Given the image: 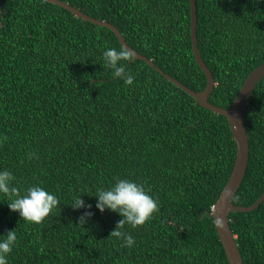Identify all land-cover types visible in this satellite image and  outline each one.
<instances>
[{"label":"trees","instance_id":"1","mask_svg":"<svg viewBox=\"0 0 264 264\" xmlns=\"http://www.w3.org/2000/svg\"><path fill=\"white\" fill-rule=\"evenodd\" d=\"M113 25L125 43L194 92L206 79L190 40L189 0H59ZM196 37L212 74L209 102L229 109L264 63V0H195ZM0 171L23 195L43 187L60 200L40 224L24 221L0 194V240L17 235L7 264H228L210 216L231 173L236 145L227 120L200 107L141 60L126 85L103 67L122 46L107 28L45 0H0ZM249 157L231 203L264 191V78L243 108ZM32 154H35L32 156ZM31 157V158H30ZM118 178L144 184L160 210L110 237L122 217L96 208ZM80 196L91 209H74ZM85 211L93 215L79 224ZM243 264H264V201L231 212Z\"/></svg>","mask_w":264,"mask_h":264},{"label":"clouds","instance_id":"2","mask_svg":"<svg viewBox=\"0 0 264 264\" xmlns=\"http://www.w3.org/2000/svg\"><path fill=\"white\" fill-rule=\"evenodd\" d=\"M133 59L134 52L127 47H121L119 50L108 48L103 52V67L111 69L112 75L123 80L126 85H132L135 77L126 71L125 63L121 62H131ZM6 140L7 137L0 140V145ZM14 180L15 176L12 172L0 171V194L7 198L9 209L18 212L24 221L40 224L60 206V200L40 186L29 187L22 195L18 187L12 186ZM95 196L97 197L96 208L101 213L108 209L122 217L110 233V237L123 241L122 247L131 248L135 243L134 238L123 231L125 225H130L133 229L143 226L146 222H150L160 210L159 202L150 195V190L146 189L144 184L130 179L118 178L111 188L107 190L101 188ZM73 199L74 203L71 206L74 209H91L92 207L91 204L86 205L80 196ZM92 215L91 211H85L79 218V224L86 223V218ZM2 237L0 264H7L6 256L12 252L17 241L15 229L9 230L7 235Z\"/></svg>","mask_w":264,"mask_h":264},{"label":"water","instance_id":"3","mask_svg":"<svg viewBox=\"0 0 264 264\" xmlns=\"http://www.w3.org/2000/svg\"><path fill=\"white\" fill-rule=\"evenodd\" d=\"M46 2L58 6L72 15L79 17L85 21H88L94 25L109 29L117 38L122 47H127L129 50L134 52L133 60H141L145 62L149 67L154 69L159 75L164 77L168 82L193 97L197 104L217 115H221L226 118L229 129L232 133L235 145H236V156L234 164L229 175V178L217 197L214 205L211 208L210 216L213 220L214 227L223 248L225 258L228 264H243L241 255L239 253L235 237L229 227V214L231 212H250L257 208L264 201V191L260 197L250 206L241 207L234 206L231 203L237 189L241 185L243 177L246 172L248 157H249V144L248 137L243 122V108L248 102L254 88L264 78V63L253 69L250 74L245 78L242 83L236 98L233 100L229 109H224L219 106L213 105L209 102V96L212 93L214 87V81L211 72L201 58L198 42L196 37V2L195 0H189L190 9V40L193 57L196 64L203 72L206 79V86L200 92H194L187 88L182 83L164 73L159 67H157L152 60L139 54L137 51L131 49L124 41L120 32L111 24L104 20L94 19L79 10L69 6L67 3L59 0H45ZM1 13V9H0Z\"/></svg>","mask_w":264,"mask_h":264}]
</instances>
